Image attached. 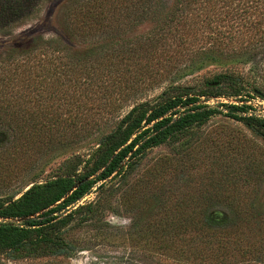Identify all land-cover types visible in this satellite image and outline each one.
Segmentation results:
<instances>
[{"label":"trees","instance_id":"1","mask_svg":"<svg viewBox=\"0 0 264 264\" xmlns=\"http://www.w3.org/2000/svg\"><path fill=\"white\" fill-rule=\"evenodd\" d=\"M47 1L0 0V33L14 36ZM210 2L204 11L203 0H65L64 37L23 34L0 50V253H67L64 212L137 167L148 149L192 135L223 109L264 139V116L251 105L200 100L244 92L264 99V0ZM146 22L147 34L120 40ZM208 65L219 70L192 93L194 72ZM118 118L66 176L1 195L16 171ZM239 160L209 162L198 193L155 202L135 216L133 232L182 264L264 262V202L254 201L264 170L257 159Z\"/></svg>","mask_w":264,"mask_h":264},{"label":"rangeland","instance_id":"2","mask_svg":"<svg viewBox=\"0 0 264 264\" xmlns=\"http://www.w3.org/2000/svg\"><path fill=\"white\" fill-rule=\"evenodd\" d=\"M236 2L238 0L234 4ZM64 4L65 0H48L39 18L15 29L14 36L0 33V50L9 45L13 37L23 34L64 37L65 23L61 14ZM202 8L204 11L210 9V0H203ZM152 27L151 22H146L120 40L145 35ZM250 66L249 63L241 68L242 73L246 75ZM218 70L208 65L194 72L196 87L192 93L197 94L204 79ZM190 76L186 75L182 80ZM161 90L156 89L148 96L152 97ZM220 97L201 96L200 100L212 106L233 101L245 103L252 106L251 113L264 116V99L259 96H249L244 92L242 97ZM223 110L212 115L192 135L148 149L137 167L125 174H116L101 187L95 186L64 212L62 216L66 213L71 215L66 224L58 225L69 243L67 253L15 258L11 253L4 252L0 253V264H182L156 249L152 238L134 233L132 223L137 214H150L155 202H172L177 196L198 193L209 162L221 159L226 162L240 159L243 162L254 158L262 162L264 170V139L244 122L227 116L226 110ZM118 120L104 122L100 129L95 128L91 134L69 144H58L55 149L32 161L25 171H16L12 176V185L1 195L22 193L36 182L66 176L65 172L74 157L78 154L88 156L92 149L100 145L104 135L116 129ZM86 170L81 165L78 172L83 174ZM262 180L255 202H264V176ZM249 201L251 199L244 200ZM89 205L96 208L94 213L87 211Z\"/></svg>","mask_w":264,"mask_h":264},{"label":"water","instance_id":"3","mask_svg":"<svg viewBox=\"0 0 264 264\" xmlns=\"http://www.w3.org/2000/svg\"><path fill=\"white\" fill-rule=\"evenodd\" d=\"M219 98H222V97H219ZM225 99V98H224ZM227 100V99H226ZM233 101V100H232ZM236 101H233V103H235ZM28 189V188H27Z\"/></svg>","mask_w":264,"mask_h":264}]
</instances>
